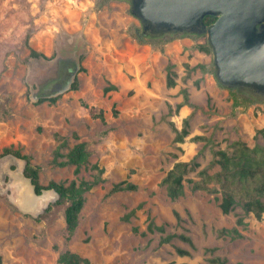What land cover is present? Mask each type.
Masks as SVG:
<instances>
[{"label":"rangeland","instance_id":"obj_1","mask_svg":"<svg viewBox=\"0 0 264 264\" xmlns=\"http://www.w3.org/2000/svg\"><path fill=\"white\" fill-rule=\"evenodd\" d=\"M140 26L125 0H0V171L7 146L31 156L44 185L92 180L93 164L105 167L104 180L86 193L71 238L67 200L52 201L38 215L26 213L9 186L10 175L5 181L0 175V264H60L67 249L92 264H223L212 260L217 256L225 264H264V215H245L244 228L237 224L243 206L225 213L221 191L193 189L186 182V193L172 199L162 183L179 160L196 157L201 169L214 149L232 151L239 139L251 146L263 142L257 129L264 128V100L236 93L251 103L235 104L233 91L211 70L212 49L202 46L206 35L142 39ZM60 47L80 49L73 72L33 91L35 77L46 75ZM170 65L175 86L167 81ZM111 85L117 88L106 90ZM184 88L197 107L178 108ZM51 95L56 99L40 101ZM192 112L190 134L179 142L176 127L182 129ZM195 135L212 140H193ZM80 141L89 143L91 156L77 174L74 164L58 161ZM197 172L189 176L199 178ZM122 180L137 188L111 192ZM152 218L165 224L166 233L192 236L194 246L180 237L163 243L162 232L147 230ZM236 225L243 237L218 234ZM178 247L190 254L181 255Z\"/></svg>","mask_w":264,"mask_h":264},{"label":"trees","instance_id":"obj_2","mask_svg":"<svg viewBox=\"0 0 264 264\" xmlns=\"http://www.w3.org/2000/svg\"><path fill=\"white\" fill-rule=\"evenodd\" d=\"M218 18L217 15L208 14L205 16V22L210 24ZM204 48L211 51L208 43H205ZM33 54H39L33 50ZM215 73V69L211 68ZM176 72L173 70V65L169 66L168 84L175 86L177 80L175 78ZM76 87V83L73 84ZM116 85L107 87L106 90L116 89ZM184 100L178 104V108L189 104L197 107L190 101L189 91L187 88L183 89ZM235 96V104L248 106L251 101L238 98V95L233 92ZM45 99L55 100L56 96H43L40 101ZM193 112L184 119L183 128L176 127V139L179 142H184L186 137L190 134V120ZM257 133L263 136L264 128H258ZM193 140L205 139L211 141V137L205 135H195ZM66 142V140L64 141ZM234 149L232 151L226 148L214 149V157L212 161L199 169L201 163L196 157L190 160H179L168 171L163 178L162 183L166 186L167 192L172 199H177L186 193V182L192 183L193 189H204L209 192L221 191L222 201L221 208L225 213H229L238 205L241 204L245 211L237 219V224L247 227L248 222L245 220V215L254 213L256 217L262 218L264 215V141L256 142L255 145H249L245 140L239 139L233 143ZM4 154L14 153L20 157L27 159L26 173L33 178L34 183L37 185L38 192H42L43 188H55L59 193L58 202L68 201L66 207V223L68 238H71L77 231L80 224L81 212L86 204V193L91 190L96 184L104 180L105 167L101 166L98 162L93 164V168L97 170L94 179H72L69 183L52 181L49 185H44L40 181V169L38 166L33 165L31 156L25 154L19 148L7 146L4 149ZM62 155L61 150H58V157ZM91 156V149L87 141H80L76 143L67 153V159L58 161L60 164H74L75 172L79 174L83 167L89 162ZM57 157V158H58ZM219 165V169L211 171L213 167ZM198 170L199 178L190 177L192 171ZM137 185L128 180H122L113 184L111 192L122 190L136 189ZM137 209L131 211L134 214ZM238 225L234 227H223L218 230L220 236H231L232 238L243 237L244 233L239 229ZM147 230L150 232L160 231L163 233L162 242H170L175 237H180L188 241L194 246L192 236L186 233H166L165 224H159L155 219H151L148 224ZM146 232V231H145ZM181 255L190 254L189 249L178 247ZM213 261L225 264L226 258L220 256L212 258ZM2 262V255L0 254V263ZM60 264H92L91 259L83 256L79 252L67 249L61 252L59 257ZM166 264H190L187 261L177 262L170 261Z\"/></svg>","mask_w":264,"mask_h":264},{"label":"water","instance_id":"obj_3","mask_svg":"<svg viewBox=\"0 0 264 264\" xmlns=\"http://www.w3.org/2000/svg\"><path fill=\"white\" fill-rule=\"evenodd\" d=\"M130 9L141 22L140 38L144 33L162 38L206 35L221 85L239 96L264 100V0H130ZM208 14L218 18L207 24L204 19ZM68 54L78 58L80 49L60 47L57 56ZM59 78L55 66L36 84L41 88ZM5 157L1 181L10 175L9 186L14 187L21 210L38 215L59 199L55 188L38 192L33 178L26 173L27 159L14 153H6Z\"/></svg>","mask_w":264,"mask_h":264},{"label":"flooded vegetation","instance_id":"obj_4","mask_svg":"<svg viewBox=\"0 0 264 264\" xmlns=\"http://www.w3.org/2000/svg\"><path fill=\"white\" fill-rule=\"evenodd\" d=\"M125 1H127L130 4V0H125ZM137 32H138V34L139 33L142 34V31H141L140 28L137 29ZM195 35H197V34H195ZM159 37L162 38L163 36L151 37L147 33H144V35L141 38L142 39H144V38H147V39L153 38V39H155V38H159ZM64 53H70V52L69 51H64ZM71 53H74V51L71 52ZM76 63H77V58L74 57L73 55H69L68 54L67 56H65V57L63 56V57H60V58L57 56L53 61H51L49 63V66L45 67V69H47L45 74H47V73L50 72L52 66H54V67L56 66V67H58V72H59L60 78H61L64 73H66V72H68V73L73 72V68H74V65H76ZM42 75H44V74L37 75L35 77V79L37 80V79L42 78L43 77ZM59 79H56V80H53L51 82L45 83L44 85H42L41 88L33 87V91L35 89H39V90H41L42 88L44 89L45 87L52 85L53 83H55Z\"/></svg>","mask_w":264,"mask_h":264}]
</instances>
